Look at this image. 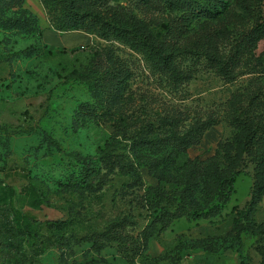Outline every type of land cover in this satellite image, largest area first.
Masks as SVG:
<instances>
[{"label": "rangeland", "instance_id": "1", "mask_svg": "<svg viewBox=\"0 0 264 264\" xmlns=\"http://www.w3.org/2000/svg\"><path fill=\"white\" fill-rule=\"evenodd\" d=\"M72 1L0 0V264H264V195L253 215L261 232L243 231L238 220L261 184L257 163L239 156L230 121L231 102L255 89L258 71L219 68L264 19V0H250L252 8L241 0H108L120 17L105 26L93 20L98 8L76 0L85 18L71 28ZM202 5L209 12L177 46L178 61L194 64L191 78L175 84L134 37L150 30L163 40L173 19ZM211 45L218 52L208 53ZM253 52L264 56V38ZM119 65L127 88L115 104L108 81ZM177 114L183 131L217 121L171 166L192 159L190 184L158 181L132 151L137 138L175 137ZM24 184L37 187L40 206L19 192ZM15 208L33 215L31 232ZM47 219L73 223L49 230ZM59 235L61 243L49 242Z\"/></svg>", "mask_w": 264, "mask_h": 264}, {"label": "trees", "instance_id": "2", "mask_svg": "<svg viewBox=\"0 0 264 264\" xmlns=\"http://www.w3.org/2000/svg\"><path fill=\"white\" fill-rule=\"evenodd\" d=\"M46 1L48 2L49 0ZM167 1L177 6L189 5L186 0ZM82 2L86 3V0ZM88 2L91 5L93 4L94 8L100 10V12L93 17V20L97 22V26L108 25L110 24V22L107 21L108 19L120 17L116 9L108 4V0H89ZM241 2L249 8L253 6V1L241 0ZM147 3H149V1L146 2V4ZM78 4L76 0H73L65 9V16L74 14L77 17L76 21L74 19L75 22L72 21V23H70L69 26L71 28L79 26V22L85 18L83 13H80L79 10H75V8H81ZM154 4L155 6L157 5L156 1H154ZM100 8H102V10ZM208 12L209 9H207L206 6H193L189 14L183 15L179 19H173L172 22L167 25L168 30L165 39L161 40L153 31L143 30L139 39L137 36L134 37V43H138L142 46V51L154 60V66L166 76L167 80L171 79L177 84L178 81L190 79L191 75L188 69L192 68L194 64L190 63L184 66L178 61L177 46L180 43L181 34L187 31L192 20ZM93 29L98 30L95 27H93ZM263 38L264 19L258 20L249 31L241 36L233 54L229 56L228 60L224 62L222 66H219V68H221L220 71L225 73L233 72L232 70L238 67L254 68L258 71V75L251 79L255 82V89L251 92L243 93L237 100L232 101L230 105V121L238 128L235 136V140L240 147L238 154L241 156L243 153L247 152L254 157L257 163L256 179L258 183H261L253 195L252 204L249 209L247 211H241L238 217L243 231L251 234L261 232V230L256 227L253 215L255 205L261 201L264 195V56L260 55L256 57L253 52L256 43ZM180 45H184V43ZM206 50L208 53L210 50L212 54L218 52L216 45H211ZM75 51L76 49L71 50L72 53ZM216 62L218 61H213L212 63L217 64ZM127 72L126 66L124 68L120 65L116 66L108 81V87L110 86L108 92L111 94L110 100L115 104L119 103L118 98L121 90L125 91L127 88ZM245 101H248V103L245 104ZM84 108L85 106L81 105L79 109ZM183 119L184 117L181 116V114L174 115L171 125L175 127V137H165L157 141L137 140V138L133 142L132 151L135 158L140 163L144 164L148 168L150 175L157 178L160 182L167 181L176 185H182L184 183L190 184L194 181L193 172L195 170V165H193L192 159H185V157L183 159L179 158L183 162L182 166H184V169L180 168L172 172L171 166L177 163L176 159L179 157V154L186 153V150L190 146L199 144L205 130L217 123V121H214L216 119H212V117L204 121H191V124L183 131V127L180 125ZM169 141H173V148L171 151H168L169 146H171ZM143 148L155 152L163 150V154L143 153L141 151ZM231 164L232 167L237 165L233 163V161H231ZM13 192L15 193L16 189H13ZM19 192L31 196L36 206L41 205L40 192L36 186L31 184L21 185ZM13 212L17 224L31 232L34 220L33 215L20 208H15ZM72 223L73 221L69 219H47L45 221V226L49 230H65L69 228ZM62 240H64L63 235H59L54 239L51 238L49 242L51 244H59Z\"/></svg>", "mask_w": 264, "mask_h": 264}]
</instances>
